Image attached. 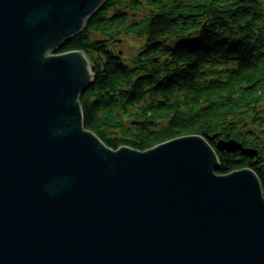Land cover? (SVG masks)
Segmentation results:
<instances>
[{
  "label": "water",
  "instance_id": "water-1",
  "mask_svg": "<svg viewBox=\"0 0 264 264\" xmlns=\"http://www.w3.org/2000/svg\"><path fill=\"white\" fill-rule=\"evenodd\" d=\"M104 2L0 0V264H264L252 170L217 175L199 136L113 151L85 129L93 73L59 52Z\"/></svg>",
  "mask_w": 264,
  "mask_h": 264
},
{
  "label": "trees",
  "instance_id": "trees-1",
  "mask_svg": "<svg viewBox=\"0 0 264 264\" xmlns=\"http://www.w3.org/2000/svg\"><path fill=\"white\" fill-rule=\"evenodd\" d=\"M125 37L141 41L128 59ZM73 51L93 73L84 127L107 148L199 136L217 175L250 169L264 196V0H105L59 54ZM229 140L257 157L219 151Z\"/></svg>",
  "mask_w": 264,
  "mask_h": 264
},
{
  "label": "rangeland",
  "instance_id": "rangeland-1",
  "mask_svg": "<svg viewBox=\"0 0 264 264\" xmlns=\"http://www.w3.org/2000/svg\"><path fill=\"white\" fill-rule=\"evenodd\" d=\"M124 42H121L120 50L125 55V58L128 59L136 53L137 49L141 45V41L137 40L134 37H125L123 38Z\"/></svg>",
  "mask_w": 264,
  "mask_h": 264
}]
</instances>
